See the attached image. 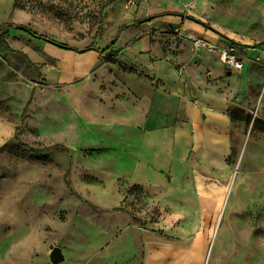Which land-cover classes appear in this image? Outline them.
<instances>
[{
  "label": "rangeland",
  "instance_id": "obj_1",
  "mask_svg": "<svg viewBox=\"0 0 264 264\" xmlns=\"http://www.w3.org/2000/svg\"><path fill=\"white\" fill-rule=\"evenodd\" d=\"M109 1L0 0V24L14 25L11 49L0 44V264H53L55 246L65 256L59 264H141L134 222L182 235L206 232V264H264V0H206L200 7L197 0H119L104 8ZM119 6L124 21L110 16ZM164 16H182L211 38L160 27ZM133 27L154 35L151 61H169L180 74L168 91L176 96L163 103L175 115L154 124L171 128L179 157L173 174L162 172L165 181L152 160L147 171L136 168L130 126L122 123L128 112L116 114L148 96H109L120 81L112 66L76 78L72 96L54 85L62 78L55 65L64 52L70 64V50L84 55L96 45L104 63L125 62L118 31ZM197 38L211 46H195ZM222 48L244 58L245 68H224ZM187 65L200 71L192 97ZM144 75L164 88L156 74Z\"/></svg>",
  "mask_w": 264,
  "mask_h": 264
},
{
  "label": "crops",
  "instance_id": "obj_2",
  "mask_svg": "<svg viewBox=\"0 0 264 264\" xmlns=\"http://www.w3.org/2000/svg\"><path fill=\"white\" fill-rule=\"evenodd\" d=\"M197 1L199 7L206 4V0ZM165 4H170L171 6L175 5V2L166 0ZM182 4L181 0L179 5ZM117 7L118 5L110 7L109 11L107 10V14H111V10L114 8L117 9ZM119 9L120 12L117 10V12L114 13V16H112L113 13L110 16L112 18L120 16L122 21H124L125 14L121 12L120 6ZM157 24L160 27L174 25L183 30L182 33L189 31L188 33L193 37L205 36L211 38L210 34L205 32L199 26L192 24L188 19H184L182 16L176 18L164 16L157 22ZM119 30L120 31L118 32L119 35H121V38L118 43L120 47L124 49L125 54L123 55V58L126 59H124L125 62L121 64L110 62L104 63L101 61L99 54L94 50H91L84 55H82L83 52L70 50L68 53L70 64L66 62L64 64V61H66V53L64 52V56L62 55V62H58V64L55 65L56 71L60 72L62 78L56 80L54 85H61V87L67 91V95L69 94V96H72L70 95V91L74 87H77L74 85L76 78L82 76H84V78L90 77L92 72L97 68H101L102 66H112L114 67L120 81L116 85H113V88L111 87L109 96H148V99H146L147 102H145L144 99L139 98L141 101L143 100L141 105L136 108L125 106V110H116V114L128 112L126 115L128 117L125 119L127 121H123L122 123L126 122L128 126H130L129 132L132 134L126 139L134 145V149L136 150L134 155L136 168H138V170L143 169L144 171H147V165L152 160L154 162L152 168L155 170L156 175L160 180L165 181L166 178L162 172L166 171L173 174L176 167L175 162L179 157H175V146H172L173 137L170 133V131H172L171 128L165 127V122L164 127H158L154 124L155 122H158V116L175 115L172 114L168 105L164 108L163 103H167L165 101L166 97L164 96H176V94L169 93L168 91H175V80L180 78V74L176 66L169 61H151V57L155 52V46L152 43L154 35L150 34L147 28L133 27L126 31H123L122 28ZM126 44H128V46H126ZM129 52L133 58H141V61H133L126 57V54ZM84 58H86V62L80 63L79 61ZM121 66L124 68H126V66L135 67L137 70H140L142 74L139 72V75L128 69H126L128 71H125ZM165 68H168L169 73ZM144 74H156V80L158 81L161 79L164 88L159 89L152 86L149 82V78ZM186 74L189 80L188 96L192 97L196 95L198 91V86L200 84V71L198 68L187 65ZM62 94L67 96L65 93ZM189 101L191 102V99H189ZM189 109L190 113L193 116H196L197 111L192 104L189 105ZM106 110L102 109L101 113L105 114ZM173 111L175 112L176 109H173ZM126 132L128 133V130H125V133ZM117 142L119 143L121 141ZM135 182H141L143 184L146 180L145 178H142L141 181ZM132 226L134 227L136 235H139L143 241V252H141V248L139 250L141 264H206L209 249V235L206 232L200 231L191 235H182L181 233L176 232L158 231L152 224L147 227H139L137 226V223L134 222V225ZM204 227L205 226H202V228ZM116 228L117 224L114 226L113 234H111L115 237Z\"/></svg>",
  "mask_w": 264,
  "mask_h": 264
},
{
  "label": "trees",
  "instance_id": "obj_3",
  "mask_svg": "<svg viewBox=\"0 0 264 264\" xmlns=\"http://www.w3.org/2000/svg\"><path fill=\"white\" fill-rule=\"evenodd\" d=\"M117 1H119V0H110V1L104 6V8L113 5V4L116 3ZM191 19H192V18H191ZM13 26H14V25H13L12 23H3V24H0V44H2L3 46L7 47L8 49H11V48H10V45H9V42H8V39H9V37L11 36V28H12ZM30 31H31V30H30ZM32 33H33L36 37H38V38H40V39H44V40L50 41V38H49V37L42 36V35H38V34H35L34 32H32ZM53 41H54V42H52V43H54L55 45H57V46H59V47H61V48H64V49H73L72 47H70V46H68V45H66V44H63V43L58 42V41H55V40H53ZM115 42H116V41H113L111 44H109V45H108L105 49H103V50L110 49V48L115 44ZM90 50H98V51H100L99 48L96 47V45H93V46H90V47L86 48V49L84 50V52H86V51H90ZM12 51H16V50L12 49ZM21 53H23V52H21ZM23 54L26 56V58H27V60L29 61V63H30V64H33V63L31 62V60H29V58L27 57V55H26L25 53H23ZM126 69H128V70H130V71H132V72H133V71L135 72V71L137 70L135 67H132V66H130V67H127V66H126ZM256 121H258V120H256ZM259 121H260V120H259ZM263 124H264V122H263ZM26 147H27V146H26ZM55 147H57V148H61V149H63V150H68V147L63 146V145H59V144H56ZM28 150H30L31 152L37 151V150H35V149L32 148V147H29ZM117 209H118V208H117ZM119 210H122V208H119Z\"/></svg>",
  "mask_w": 264,
  "mask_h": 264
},
{
  "label": "built area",
  "instance_id": "obj_4",
  "mask_svg": "<svg viewBox=\"0 0 264 264\" xmlns=\"http://www.w3.org/2000/svg\"><path fill=\"white\" fill-rule=\"evenodd\" d=\"M196 6L195 3H191V7ZM195 46H211V44L202 38L195 39L194 42ZM215 49V46L211 47ZM220 58L223 62L226 69L230 70L231 72H238L242 71L245 68V59L240 57L237 52L230 48H222L220 49Z\"/></svg>",
  "mask_w": 264,
  "mask_h": 264
},
{
  "label": "water",
  "instance_id": "obj_5",
  "mask_svg": "<svg viewBox=\"0 0 264 264\" xmlns=\"http://www.w3.org/2000/svg\"><path fill=\"white\" fill-rule=\"evenodd\" d=\"M50 42H54L50 39ZM50 258L53 264H59L65 260L63 249L59 246H55L50 254Z\"/></svg>",
  "mask_w": 264,
  "mask_h": 264
}]
</instances>
